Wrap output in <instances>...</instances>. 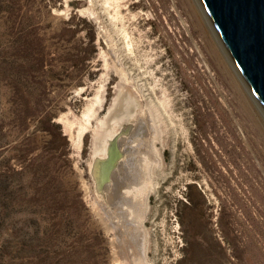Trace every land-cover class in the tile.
<instances>
[{
    "label": "rangeland",
    "instance_id": "374dc122",
    "mask_svg": "<svg viewBox=\"0 0 264 264\" xmlns=\"http://www.w3.org/2000/svg\"><path fill=\"white\" fill-rule=\"evenodd\" d=\"M196 1L0 0V264H264V112Z\"/></svg>",
    "mask_w": 264,
    "mask_h": 264
},
{
    "label": "water",
    "instance_id": "95a60500",
    "mask_svg": "<svg viewBox=\"0 0 264 264\" xmlns=\"http://www.w3.org/2000/svg\"><path fill=\"white\" fill-rule=\"evenodd\" d=\"M229 59L264 112V0H198Z\"/></svg>",
    "mask_w": 264,
    "mask_h": 264
},
{
    "label": "bare ground",
    "instance_id": "6f19581e",
    "mask_svg": "<svg viewBox=\"0 0 264 264\" xmlns=\"http://www.w3.org/2000/svg\"><path fill=\"white\" fill-rule=\"evenodd\" d=\"M111 1L112 2H116V0H111ZM196 5H197V7L200 8V10H201V12L203 14V16H202V14H200V12L198 11L197 7L193 5L195 7V9H196L194 11V13L196 15L197 23L200 22L203 25L204 24L203 21L205 19V15L206 14H205L204 10L202 9V7H201V5H200L198 0L196 1ZM203 17H204V19H203ZM206 23L211 25L210 22L207 19H206ZM210 27L213 30L214 35L216 36L213 27L212 26H210ZM90 110H91V106H87V108L84 111V118H86V116H88V114L90 113ZM79 131H80V129H79ZM79 135H81V133ZM79 135H78V138H80ZM125 140H126L125 138H120L119 139V141H118L119 147L123 148L122 145H123ZM105 150H106V153H105ZM124 150H123V152H124ZM104 153L107 156H111L112 155L111 151L107 150L106 148L104 149ZM126 159H130V158H126ZM130 160L124 161L121 165H120L121 161H119V165L120 166L123 165V167L120 168V166H119L118 168L116 167L115 169H113V167L110 165L111 163L105 164L104 166L103 165L99 166V164H96L95 168H94V171L92 173L95 174V169H96V173H97L99 178L97 176H95V175L94 176L98 180L101 179L102 188L104 186V189H103L104 194L102 193L104 195V197L107 200L109 199L108 201H110V200L112 201V199H113V201H112L113 204L111 205L112 209H113V206L116 207V208L118 207L117 212L111 211L112 209H110L109 212H106V214H107L106 216H107L108 222H106L105 224H106L107 229H110V230H112L114 232V236H115V238H114L115 244L113 243L114 246L118 247L120 252H121V255H123L124 247L131 251V249H133L132 248V245H133L134 247H136V249L138 251L137 253H139L141 257H144V255H145V243H144V240L145 239H144V236H143L142 231H141V223L137 220V218H135L136 215L134 216V213H135L134 208H135L136 205L134 206V204L131 203V201H132L131 199L132 198H130V197L128 198V196L126 195L128 192H122L120 190L121 187H122L121 186L122 184L119 185L120 181L125 180V176L127 175V171L130 169L129 167H131V165H132ZM133 176H135V175H133ZM133 179H134V177H133ZM136 180H137V178H136ZM126 186H127V184H126ZM127 188H129V187H127ZM130 189H131V187H130ZM112 192H113V194H112ZM128 200H129L130 203H128ZM122 201H124V202H122ZM121 204H126V205L127 204H129V205L131 204L132 206L129 208V210L123 211L124 208L121 207Z\"/></svg>",
    "mask_w": 264,
    "mask_h": 264
}]
</instances>
